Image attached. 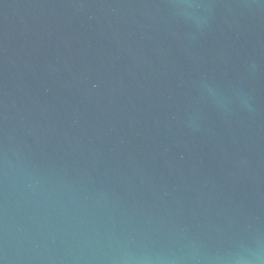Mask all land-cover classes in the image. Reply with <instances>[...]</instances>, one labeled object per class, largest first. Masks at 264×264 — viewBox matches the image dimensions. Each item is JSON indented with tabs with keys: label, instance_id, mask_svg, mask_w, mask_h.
<instances>
[{
	"label": "water",
	"instance_id": "water-1",
	"mask_svg": "<svg viewBox=\"0 0 264 264\" xmlns=\"http://www.w3.org/2000/svg\"><path fill=\"white\" fill-rule=\"evenodd\" d=\"M0 264H264V0H0Z\"/></svg>",
	"mask_w": 264,
	"mask_h": 264
}]
</instances>
